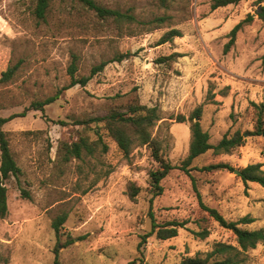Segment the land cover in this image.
Returning a JSON list of instances; mask_svg holds the SVG:
<instances>
[{
  "label": "rangeland",
  "instance_id": "obj_1",
  "mask_svg": "<svg viewBox=\"0 0 264 264\" xmlns=\"http://www.w3.org/2000/svg\"><path fill=\"white\" fill-rule=\"evenodd\" d=\"M94 1L133 14L136 21L120 24L98 17L78 0H52L43 22L34 14L37 0H0V72L21 61L15 79L0 86V117L15 116L3 129L23 172L20 184L14 179L7 184L0 264H53L56 249L60 264H182L219 241L233 243L232 232L200 209L194 184L204 203L226 219L249 215L255 222L248 228L264 230V187L245 185L236 172L201 170L218 163L236 171L264 164V137L246 134L245 144L233 154L210 150L193 161L188 173L182 167L189 153L190 122H176L178 115L188 119L201 107V124L212 145L226 134L254 130L252 103L264 104V24L255 0L216 10L213 0H176L167 8L157 0ZM249 14L254 20L242 27L226 53L230 31ZM161 16L170 19L156 28L151 21ZM173 28L182 37L158 44ZM174 53L180 56L170 58ZM73 54L79 76L90 75L102 62L107 65L85 87L74 86L44 111L20 116L33 101L69 83ZM130 94L161 110L167 127L159 138L165 158L177 167L162 181L163 192L152 207L149 172L157 163L148 146L126 157L105 128L85 122L106 115L113 103L125 102ZM82 135L90 141L100 135L106 152L100 146L93 155L66 161L62 143ZM131 182L142 189L136 201L127 195ZM20 188L32 198H23ZM150 213L157 223L188 224L177 237L160 240L150 234ZM64 214L58 238L52 224ZM202 218L211 231L206 239L196 236ZM243 258L242 264H264V244Z\"/></svg>",
  "mask_w": 264,
  "mask_h": 264
},
{
  "label": "trees",
  "instance_id": "obj_2",
  "mask_svg": "<svg viewBox=\"0 0 264 264\" xmlns=\"http://www.w3.org/2000/svg\"><path fill=\"white\" fill-rule=\"evenodd\" d=\"M83 3L89 9L95 11L98 17L102 19H113L118 23H131L135 22L136 18L133 14L122 13L119 10L109 9L94 0H78ZM163 7H168L172 2L176 0H157ZM241 0H213L211 8L216 10L221 7H226L232 4H238ZM52 0H37V4L34 10L35 17L39 21L46 22L50 10ZM264 0H255L258 6L256 14L258 18L264 24ZM170 17L161 16L156 17L151 21V24L156 28L168 22ZM254 20L251 14L246 19L238 23L229 33V41L225 45V52H229L234 46L237 34L245 24H249ZM147 31H152L148 29ZM176 37H182V32L179 29H170L165 32L160 38L158 44H165L173 41ZM180 56L177 53L171 55L170 58ZM124 55H121L116 60L121 61ZM264 61V55L262 57ZM107 62H102L100 65L94 67L88 76L78 75V57L72 55V61L68 67V75L70 77L69 83L58 90L54 95L45 98L44 100H35L30 106L20 115L25 116L29 111H44L45 107L54 103L60 98L63 92L68 89L80 85L85 87L89 81L99 72H101ZM21 66V61L17 64L8 67L7 69L0 72V86L11 83ZM255 110V124L253 131H246L241 133L236 131L233 135H224L218 144L212 145L210 143V134L203 129L201 124L202 108H196L187 119L183 115L177 116L178 123L190 122V146L187 158L183 161L182 170L190 172L189 167L195 159L201 155L206 154L208 151L213 150L214 154H233L236 149L243 146L246 142L245 135L249 137H264V104L252 103ZM15 116L0 117V218H5L8 215V188L7 184L11 180H16L18 184L21 182V176L23 174L21 167L18 165L10 146V139L8 133L3 129L4 125L11 121ZM162 112L157 106H146L138 102L137 97H132L125 102L113 103L109 107L106 115L94 117L85 121L86 124L95 123L97 128H105L109 135L114 139L119 149L127 157L129 154L139 146H148L151 150V155L154 161L157 163L156 169L150 170L149 172V186L150 193L152 195L150 199V205L152 207L153 200L160 196L163 192L162 181L168 176V174L176 169L167 158H165L163 151V143L159 138V133L163 127H167V123L162 121ZM162 121V122H161ZM161 122V123H160ZM157 133H155V130ZM101 146L102 153L106 152L107 146L103 143L101 136L99 139L90 141L83 135L78 138L77 141L72 143L63 142L62 147L65 149V160H69L72 157L81 159L83 153L93 155L97 148ZM263 163L250 164L244 168L238 169V177L241 181L247 185L248 183H257L264 187V170ZM203 171H219L227 170L229 172H235L228 163H218L203 167ZM198 203L200 209L207 214V217L212 218L222 228L231 231L234 235V242L228 243L219 241L214 244L213 248L206 253H199L194 257L185 258L182 264H242L244 262V254L249 250L256 249L258 245L264 244V230L263 229H250L249 225L255 222L251 216L246 215L235 221L226 219L218 209L211 207L204 203L202 195L197 190ZM141 187L136 183L131 182L127 187V195L132 201H136L138 195L141 192ZM21 196L23 198L31 199L30 192L25 188H20ZM152 217V230L151 235L155 234L160 240H169L175 238L179 234V230L185 228L188 221L172 220L163 223H157L154 219L153 213H150ZM67 220V215H61L53 222V229L56 236H61V228ZM208 220L202 218L199 222L200 232L196 233V236L201 239H206L210 236V229L206 225ZM146 236L144 237V242ZM73 241L70 239L68 244ZM57 255L53 264H60L59 262V250L56 249Z\"/></svg>",
  "mask_w": 264,
  "mask_h": 264
},
{
  "label": "water",
  "instance_id": "obj_3",
  "mask_svg": "<svg viewBox=\"0 0 264 264\" xmlns=\"http://www.w3.org/2000/svg\"><path fill=\"white\" fill-rule=\"evenodd\" d=\"M237 174L239 173V171H235Z\"/></svg>",
  "mask_w": 264,
  "mask_h": 264
}]
</instances>
